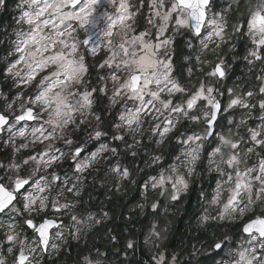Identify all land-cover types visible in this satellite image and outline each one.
I'll list each match as a JSON object with an SVG mask.
<instances>
[{
    "label": "clouds",
    "instance_id": "obj_1",
    "mask_svg": "<svg viewBox=\"0 0 264 264\" xmlns=\"http://www.w3.org/2000/svg\"><path fill=\"white\" fill-rule=\"evenodd\" d=\"M0 264H264V0H0Z\"/></svg>",
    "mask_w": 264,
    "mask_h": 264
}]
</instances>
